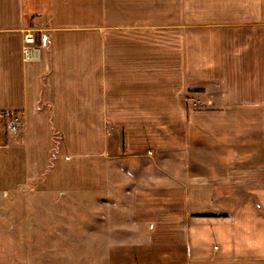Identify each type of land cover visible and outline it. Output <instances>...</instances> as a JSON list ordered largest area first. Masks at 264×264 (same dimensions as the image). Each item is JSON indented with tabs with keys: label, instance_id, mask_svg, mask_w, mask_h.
<instances>
[{
	"label": "crops",
	"instance_id": "obj_1",
	"mask_svg": "<svg viewBox=\"0 0 264 264\" xmlns=\"http://www.w3.org/2000/svg\"><path fill=\"white\" fill-rule=\"evenodd\" d=\"M0 115V200L127 183L104 264H264V0H0Z\"/></svg>",
	"mask_w": 264,
	"mask_h": 264
},
{
	"label": "rangeland",
	"instance_id": "obj_2",
	"mask_svg": "<svg viewBox=\"0 0 264 264\" xmlns=\"http://www.w3.org/2000/svg\"><path fill=\"white\" fill-rule=\"evenodd\" d=\"M35 183L0 200V264H104L98 257L127 231L126 214L117 212L127 183L65 196L38 192Z\"/></svg>",
	"mask_w": 264,
	"mask_h": 264
},
{
	"label": "built area",
	"instance_id": "obj_3",
	"mask_svg": "<svg viewBox=\"0 0 264 264\" xmlns=\"http://www.w3.org/2000/svg\"><path fill=\"white\" fill-rule=\"evenodd\" d=\"M23 41H24V44L22 45V52H23L25 58H28L30 55V53H29L30 52V46L32 43H34L33 34L32 33L25 34ZM2 121H3V119H2ZM0 123H1V120H0ZM0 125H1L0 130H2L3 132L15 133V132H18L19 129L21 128L22 121L20 120V118L17 115H11L5 124L2 123Z\"/></svg>",
	"mask_w": 264,
	"mask_h": 264
},
{
	"label": "trees",
	"instance_id": "obj_4",
	"mask_svg": "<svg viewBox=\"0 0 264 264\" xmlns=\"http://www.w3.org/2000/svg\"><path fill=\"white\" fill-rule=\"evenodd\" d=\"M205 215H207V214H205Z\"/></svg>",
	"mask_w": 264,
	"mask_h": 264
}]
</instances>
